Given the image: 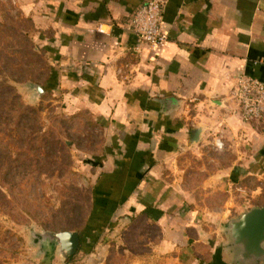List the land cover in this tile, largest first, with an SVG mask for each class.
Returning a JSON list of instances; mask_svg holds the SVG:
<instances>
[{"label":"crops","instance_id":"0c3cea01","mask_svg":"<svg viewBox=\"0 0 264 264\" xmlns=\"http://www.w3.org/2000/svg\"><path fill=\"white\" fill-rule=\"evenodd\" d=\"M164 1L167 39L151 49L137 46L131 30L146 0H22L21 6L50 64L45 90L60 92L69 110H89L104 131V149L92 163L90 229L102 233L120 216L142 214L160 226L159 248L177 263L231 264L223 222L217 228L204 221L206 207L181 170L184 154H206L221 137L223 153L235 156L208 171L205 194L259 193L246 183L264 179V120L244 123L232 90L242 72L264 80V0ZM169 97L180 106L165 111L157 100ZM196 127L204 129L192 144ZM226 205L208 215L224 221L232 211ZM201 243L211 251L208 262L191 250Z\"/></svg>","mask_w":264,"mask_h":264},{"label":"rangeland","instance_id":"374dc122","mask_svg":"<svg viewBox=\"0 0 264 264\" xmlns=\"http://www.w3.org/2000/svg\"><path fill=\"white\" fill-rule=\"evenodd\" d=\"M21 3L0 0V264H199L192 258L177 263L171 252L163 253L162 229L142 214L120 216L102 233L98 226L90 229L92 163L104 149V131L89 110H69L60 92L45 90L50 64ZM35 85L44 88L40 96ZM224 147L184 154L181 170L186 187L206 207L204 221L217 228L243 211L240 206L264 204V179L248 178L247 187L260 190L247 198L223 190L205 194L208 171L235 156ZM226 203L232 211L224 221L208 215ZM45 230L80 231L78 251L64 259L57 246L33 241V231ZM204 245L191 249L199 261L210 260Z\"/></svg>","mask_w":264,"mask_h":264},{"label":"water","instance_id":"95a60500","mask_svg":"<svg viewBox=\"0 0 264 264\" xmlns=\"http://www.w3.org/2000/svg\"><path fill=\"white\" fill-rule=\"evenodd\" d=\"M34 87L39 96L44 92L42 86ZM157 101L165 111L180 106V100L174 97ZM203 129V127L193 128L192 144L200 141ZM222 232L226 238L223 248L231 256V264H264V204L251 206L238 215L230 217L223 225ZM32 236L33 241L37 240L41 246H57L59 254L64 259L74 255L81 245V235L76 230L60 232L45 230L40 233L33 231Z\"/></svg>","mask_w":264,"mask_h":264},{"label":"built area","instance_id":"2783aa9c","mask_svg":"<svg viewBox=\"0 0 264 264\" xmlns=\"http://www.w3.org/2000/svg\"><path fill=\"white\" fill-rule=\"evenodd\" d=\"M164 0H146L135 12L131 30L136 38L137 46L157 48L166 42L162 29ZM103 32L104 27L98 26ZM241 120L251 124L264 120V80L242 72L235 76L232 90ZM214 146L222 148L224 141L215 138Z\"/></svg>","mask_w":264,"mask_h":264},{"label":"trees","instance_id":"16d2710c","mask_svg":"<svg viewBox=\"0 0 264 264\" xmlns=\"http://www.w3.org/2000/svg\"><path fill=\"white\" fill-rule=\"evenodd\" d=\"M78 232H80V231H78ZM82 235V237H83V234H81Z\"/></svg>","mask_w":264,"mask_h":264}]
</instances>
